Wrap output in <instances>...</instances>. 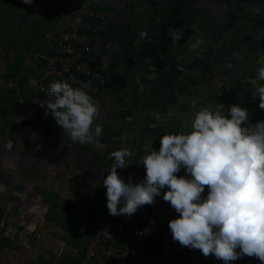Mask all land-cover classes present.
<instances>
[{
    "label": "crops",
    "instance_id": "1",
    "mask_svg": "<svg viewBox=\"0 0 264 264\" xmlns=\"http://www.w3.org/2000/svg\"><path fill=\"white\" fill-rule=\"evenodd\" d=\"M74 1L0 0V264H76L94 225L93 206L107 209L111 152L130 150V165L117 172L125 183H140V160L159 150L163 135L190 132L199 108L238 105L252 124L264 121L249 83L264 67V0H129L92 36L89 61L106 78L104 97H93L100 136L84 145L68 141L46 108L39 126L10 127L8 120L31 106L42 57ZM170 28L182 30L176 43ZM140 32L148 36L137 43ZM196 38L203 44L191 51ZM176 175L191 179L183 168ZM167 190L130 217L111 216L142 230L140 257L224 264L172 239L168 222L178 213L162 199ZM207 194L205 186L202 199Z\"/></svg>",
    "mask_w": 264,
    "mask_h": 264
},
{
    "label": "clouds",
    "instance_id": "2",
    "mask_svg": "<svg viewBox=\"0 0 264 264\" xmlns=\"http://www.w3.org/2000/svg\"><path fill=\"white\" fill-rule=\"evenodd\" d=\"M23 3L31 5L32 0ZM169 35L176 43L182 30L170 28ZM147 36L140 32L137 43ZM202 44L203 39L196 38L189 49L195 51ZM260 81H264V67L249 81L264 110ZM49 94L53 99L44 106L45 114L63 129L64 138L84 145L100 136L101 126L93 127L100 105L84 88L55 81ZM196 105L193 99L189 106ZM160 145L140 160L145 168L140 183H132L131 178L125 183L117 172L130 165V150L110 153L115 163L103 179L109 215L130 217L139 207L152 205L167 186L162 199L178 213L168 222L174 241L200 250L205 257L212 254L224 264L243 256L264 264V121L252 124L247 109L238 105L229 106L227 112L222 104L216 109L205 106L195 113L190 132L163 135ZM182 168L191 179L176 175ZM205 186L208 194L202 199Z\"/></svg>",
    "mask_w": 264,
    "mask_h": 264
},
{
    "label": "built area",
    "instance_id": "3",
    "mask_svg": "<svg viewBox=\"0 0 264 264\" xmlns=\"http://www.w3.org/2000/svg\"><path fill=\"white\" fill-rule=\"evenodd\" d=\"M129 0H76L65 14L54 40L42 57L32 96L31 106L10 118V127L39 126V113L53 99L49 86L55 81H66L72 87L84 88L93 98L104 97L105 75L89 61L91 42L115 9ZM95 221L85 250L76 264H150L140 257L142 230L116 222L108 210L93 206ZM253 264H261L253 257Z\"/></svg>",
    "mask_w": 264,
    "mask_h": 264
}]
</instances>
